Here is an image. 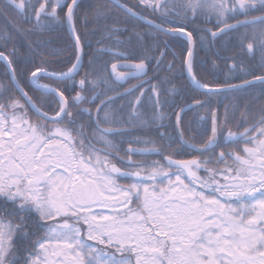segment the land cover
<instances>
[{
	"label": "snow or ice",
	"instance_id": "6c2138e0",
	"mask_svg": "<svg viewBox=\"0 0 264 264\" xmlns=\"http://www.w3.org/2000/svg\"><path fill=\"white\" fill-rule=\"evenodd\" d=\"M115 7L0 0V264H264V0Z\"/></svg>",
	"mask_w": 264,
	"mask_h": 264
},
{
	"label": "trees",
	"instance_id": "16d2710c",
	"mask_svg": "<svg viewBox=\"0 0 264 264\" xmlns=\"http://www.w3.org/2000/svg\"><path fill=\"white\" fill-rule=\"evenodd\" d=\"M99 1L102 5H106L107 8L112 9L113 12L120 17V19L126 18L124 16V13L122 11H120L119 9H117L115 7V5L110 0H99ZM92 2H95V0H85L86 4H91ZM94 17H95V13L93 12L92 15H90V17H89V24L87 27H85L83 25V22H81L79 25L80 31L84 35V39H85L86 43L90 41V45L86 48V51H88L90 54L92 53L93 50H95L97 48L111 47L113 44V41L111 39H102V37L106 33V25H107V23H110V20L105 21L104 19H100L99 21H96V19H94ZM142 25H143V23H142ZM143 27L146 30H150V29H147L146 25H143ZM121 38L123 39L124 37H121ZM167 39H168V37H167ZM108 58H109L108 55H104V59H108ZM83 62L85 65L84 70H86L88 67V57L87 56L84 58ZM2 71H3V66L0 65V72H2ZM203 74L205 75V77L207 79H211L210 76L214 75L213 73H211L212 75H209V73H204V72H203ZM44 82L47 83L49 81H44ZM254 94H259V87H257L254 90ZM238 99L240 101L238 106L240 107V109L242 111L243 110V103L249 102L251 100V97L246 93H241L239 95ZM227 103H229L228 100L225 102V104H227ZM258 107H259L258 104L253 105L252 111L255 112ZM221 112H223V108L221 109ZM239 121H240V112L238 111L236 113L235 120L232 121V130L233 131L237 130L235 128V124L238 123ZM240 130H242V129H240ZM155 158H158V157L155 156Z\"/></svg>",
	"mask_w": 264,
	"mask_h": 264
},
{
	"label": "flooded vegetation",
	"instance_id": "af4514ba",
	"mask_svg": "<svg viewBox=\"0 0 264 264\" xmlns=\"http://www.w3.org/2000/svg\"><path fill=\"white\" fill-rule=\"evenodd\" d=\"M128 2L131 4V3H135V0H128ZM114 5H116L114 2H112ZM91 4H98V5H102L100 3L99 0H95V2H92ZM97 21V20H96ZM141 24L143 23V21L140 22ZM142 30H146L144 27ZM163 39H167V37H163ZM238 51V50H237ZM232 53H229V55H231ZM168 59L171 60L172 59V55H171V52H169V55H168ZM207 60V63L204 64L202 67H201V71L204 72V73H213L214 75L210 76V78L212 79L213 76H220L222 78V75L224 72L227 71L226 69V66L224 64L223 61H217V67L213 68L212 67V60L215 59L213 56H211L210 54H206L204 50L202 49H198V55H197V62H198V66L199 65V62L201 60ZM177 67H179V65L177 64ZM84 69L81 70V75L83 74V71ZM78 79L80 78L79 76L77 77ZM134 82V81H133ZM174 83L176 84V86L178 88H181L183 87L184 85H186L187 83V80L184 79V78H180V79H177L174 81ZM177 101L179 102L180 101V97H176ZM227 100L224 101V103L226 102ZM222 109V108H221ZM189 118H191V113L189 114ZM125 147H127V145H125ZM150 159H158V158H155V156H152L150 157Z\"/></svg>",
	"mask_w": 264,
	"mask_h": 264
},
{
	"label": "water",
	"instance_id": "95a60500",
	"mask_svg": "<svg viewBox=\"0 0 264 264\" xmlns=\"http://www.w3.org/2000/svg\"><path fill=\"white\" fill-rule=\"evenodd\" d=\"M111 1H113L114 3H118L119 2V0H111Z\"/></svg>",
	"mask_w": 264,
	"mask_h": 264
}]
</instances>
